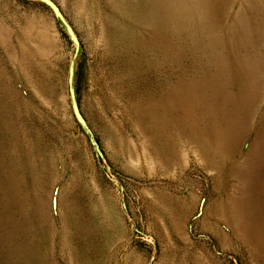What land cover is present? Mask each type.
<instances>
[{
  "label": "rangeland",
  "instance_id": "1",
  "mask_svg": "<svg viewBox=\"0 0 264 264\" xmlns=\"http://www.w3.org/2000/svg\"><path fill=\"white\" fill-rule=\"evenodd\" d=\"M0 0V264H264V0Z\"/></svg>",
  "mask_w": 264,
  "mask_h": 264
},
{
  "label": "water",
  "instance_id": "2",
  "mask_svg": "<svg viewBox=\"0 0 264 264\" xmlns=\"http://www.w3.org/2000/svg\"><path fill=\"white\" fill-rule=\"evenodd\" d=\"M43 1L52 9V11L56 15H58V8L56 7V5L52 1H50V0H43Z\"/></svg>",
  "mask_w": 264,
  "mask_h": 264
}]
</instances>
